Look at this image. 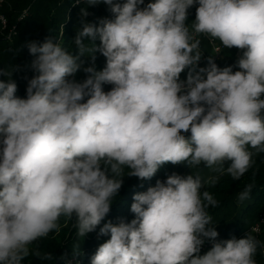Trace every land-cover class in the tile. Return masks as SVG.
<instances>
[{
    "label": "clouds",
    "instance_id": "obj_1",
    "mask_svg": "<svg viewBox=\"0 0 264 264\" xmlns=\"http://www.w3.org/2000/svg\"><path fill=\"white\" fill-rule=\"evenodd\" d=\"M100 3L114 18L96 25L81 9L73 39L78 55L51 39L27 44L37 75L26 99L16 96L12 78L0 81V264H21L30 244L59 230L62 216L75 215L79 236L95 231L125 168L150 179L169 162L212 168L230 161L226 171L239 179L252 163L248 147L264 151V0H154L143 8L144 0H86ZM199 35L245 50L240 70L220 68L212 55L199 67ZM85 51L92 53L87 66L80 59ZM97 52L106 58L99 71ZM82 67L88 75L81 82L75 74ZM104 84L113 87L105 92ZM202 187L199 175L173 173L134 194L135 218L100 227L110 239L90 264H256L260 241L252 233L259 225L199 255L205 240L219 235L206 211L217 201ZM78 255L60 259L78 264Z\"/></svg>",
    "mask_w": 264,
    "mask_h": 264
},
{
    "label": "trees",
    "instance_id": "obj_2",
    "mask_svg": "<svg viewBox=\"0 0 264 264\" xmlns=\"http://www.w3.org/2000/svg\"><path fill=\"white\" fill-rule=\"evenodd\" d=\"M38 1V0H35ZM34 0H11L9 4L4 5L2 10L12 27L16 23V17H19L21 12L28 8L35 2ZM58 0H51L46 2L54 5ZM7 2V1H6ZM64 2L71 3V10L69 12L68 19L64 22V17L60 22V15L56 12H46L44 10L41 14H37L33 19L34 14L30 12V16L24 21L20 22L17 28V37L12 41L8 39L7 32L5 34L0 33V81H7L11 79L17 84L16 96L19 98H27V85L28 81L32 79L37 73L32 67V62L35 56L29 53L27 44L35 41L38 44L45 42L47 39H51L54 43L61 42V46L66 51L72 52L73 55H78L76 45L73 41L77 32L80 30L81 21V9L87 7L88 16L87 21L98 25L102 19H112L113 14L110 11L108 5L100 3L98 5L87 6L86 3H75V0H64ZM114 3H124L125 0H113ZM154 2V0H144V5H140L141 8L148 3ZM65 3L57 4L60 9L65 8ZM199 5L194 4L188 10V17L186 24L191 26V23L196 18V9ZM32 24H31V23ZM26 26V27H24ZM34 28V29H33ZM33 29V30H32ZM191 31V27H190ZM95 45L99 47V39L94 41ZM211 51L212 46L207 41ZM87 49H91L93 45L90 41H84ZM237 48L227 50H236ZM92 53L85 51L84 56L80 59L85 61V66L91 63L89 56ZM100 58L104 56L99 52ZM95 63V62H94ZM96 65V64H95ZM106 66V64H105ZM200 66V65H199ZM97 68L99 67L96 66ZM188 69H185L181 75V80H186ZM87 73L83 71V67L75 74L77 81H83L87 77ZM68 79H71L69 77ZM103 90L108 92L113 85L104 84ZM88 97H85L84 101ZM186 138H190V131L183 133ZM252 168H249L239 179L224 180L222 177L215 178L216 183L214 186L202 187L201 191H209L214 199L217 201L215 207H208L206 211L211 217V225L215 226L218 232L216 241L205 240V243L201 246L199 255L206 254L213 247L214 243L231 239L245 238L247 232L256 224L260 223V220L264 217V158L258 157L254 161ZM180 167L182 164L165 163L161 165L155 175L150 179H141L135 176L127 175L129 170L124 169L123 183L118 191L117 196L112 197L113 204L110 207V212L106 215L101 224L97 226L96 230L85 235V237L77 234L75 227L64 228L60 231L57 237L49 238L46 242L40 244V242H33L29 247V254L23 259L21 264H63L64 260L61 257H67L72 259V254L79 252V255L75 257L80 261V264H90L91 257L95 254L98 247L110 239L109 235H99V229L107 222L118 223L121 219L125 222H130L135 218L134 214L130 211L133 196L136 193L144 192L149 187L155 186L157 180L165 181L166 178L175 173L176 167ZM181 171V170H180ZM179 171V173H180ZM212 184L213 183H209ZM252 185L251 192L247 199L240 201L239 195L248 185ZM67 217H61L59 225L66 222ZM72 223H75V217ZM262 224V223H261ZM264 230V223L261 225V232ZM57 231H53L56 233ZM264 232V231H263ZM252 235H255L252 233ZM260 246L257 248V252L254 256L256 264H264V254L261 246L264 245V238L262 240V234L258 238ZM38 241V240H37ZM45 254H51V260H42Z\"/></svg>",
    "mask_w": 264,
    "mask_h": 264
},
{
    "label": "rangeland",
    "instance_id": "obj_3",
    "mask_svg": "<svg viewBox=\"0 0 264 264\" xmlns=\"http://www.w3.org/2000/svg\"><path fill=\"white\" fill-rule=\"evenodd\" d=\"M10 1L11 0H7L6 4H9ZM46 2H51V0H38V1H35L33 4H31L29 6L32 9V12L34 14V16H33L34 18L33 19H35L37 14H39V13L41 14V12H43L46 9H47L46 12H49V11L53 12L54 11V12H56L57 15H60V19H59L60 22L62 21L61 19L63 17H64V20H63L64 22L68 19L69 12L71 10V3L70 2H66L65 3L64 0L56 1V3H58V4L65 3V8H63V9H60V7H58L56 3L54 5H52V4L46 3ZM81 3H86V0L84 2L81 1ZM16 19H18V17H16ZM24 27H26V26H24ZM0 33H2L1 28H0ZM196 38L201 41L200 51L203 53L202 58H201V60L199 62V65H200L199 67H205L207 65L208 57L210 55H212V58H213L214 62L220 68H224V67H227V66H232L233 67V72L240 70L236 66V63H237L238 59L242 56L243 51H245V50L238 49V48L236 50H234V51L227 50V49H225L223 47V45L221 44V42L219 40H213V39L209 38L207 35H199ZM14 39H15V36L12 37V41ZM207 41L211 44L212 51H211ZM99 44H100V41H99ZM217 48H219L220 53H215V49H217ZM230 49H233V48H230ZM95 64H96L95 66L99 65L98 68L96 67V69L98 71L102 70L105 67V64H106V58L105 57L100 58V56L97 55L96 58H95ZM247 150L252 153V163H251V166L249 168H252L253 166H255L254 165V161L256 159H258V157L264 158V151H260L258 149L252 148L250 146L248 147ZM230 163H231L230 161H226L225 164H223V165H215L212 168L206 167L203 164H201L199 166H193V167L190 168L189 166H187L186 163H184V164H182L181 169L178 166L176 167L175 173L178 174V175H181V176H187L189 174H192L193 176L199 175L202 178V181L205 182V187L204 188H206L207 186H214V184L213 185L209 184V183H211V180L213 178L222 177V179H224L226 181L230 180L231 178H233L226 171V169H227V167L229 166ZM179 171H180V173H179ZM74 217H75V215H73L72 219L67 218L66 222L60 224L59 225V230L56 233L50 232L47 237L42 238V239H38V241H36V242H38V243L40 242V244H42L43 242H46L48 237L49 238L57 237L62 229L68 228L69 226H71V228H73L74 227L73 226L74 223H72V221L74 220ZM263 231L261 232L262 240L264 238V232Z\"/></svg>",
    "mask_w": 264,
    "mask_h": 264
},
{
    "label": "built area",
    "instance_id": "obj_4",
    "mask_svg": "<svg viewBox=\"0 0 264 264\" xmlns=\"http://www.w3.org/2000/svg\"><path fill=\"white\" fill-rule=\"evenodd\" d=\"M7 0H0V28L2 30V33L1 34H5V32H7V35H8V39H12V37L16 36L17 35V28H18V25L20 22L24 21L26 18H28L30 16V12H31V8L28 7L26 9H24L21 14L19 15L18 19L16 20V23L10 27V24H9V21H8V18L5 16V14L2 13V10H3V7L5 5ZM84 2L85 0H80L79 3ZM75 3L76 0H75ZM77 3V4H79ZM264 223V217L260 220V223L259 224H256V225H259V232L258 233H254L255 235H253L255 238H258L261 234V225ZM255 225V226H256ZM48 236V235H47ZM46 236V237H47ZM42 238H45V237H41L39 239H42ZM262 248V251H263V254H264V245L261 246ZM75 261H78V264H80V261L78 259L75 258ZM64 264V263H63Z\"/></svg>",
    "mask_w": 264,
    "mask_h": 264
}]
</instances>
